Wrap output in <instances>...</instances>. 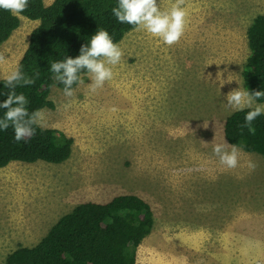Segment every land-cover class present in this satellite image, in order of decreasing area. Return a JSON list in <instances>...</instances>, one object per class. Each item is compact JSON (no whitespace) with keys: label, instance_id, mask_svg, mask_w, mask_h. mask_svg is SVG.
Segmentation results:
<instances>
[{"label":"rangeland","instance_id":"374dc122","mask_svg":"<svg viewBox=\"0 0 264 264\" xmlns=\"http://www.w3.org/2000/svg\"><path fill=\"white\" fill-rule=\"evenodd\" d=\"M174 2L157 0L161 10ZM184 8L179 43L133 30L102 89L90 93L88 75L71 98L53 88L43 128L73 138L72 155L59 165L0 169V264L77 205L120 195L140 197L154 215L137 264H264V159L238 148V167L227 169L213 153L227 143L224 123L236 112L227 94L245 90L247 29L264 15V0H185ZM19 18L0 45V80L18 68L38 26ZM248 160L255 170L243 166Z\"/></svg>","mask_w":264,"mask_h":264},{"label":"trees","instance_id":"16d2710c","mask_svg":"<svg viewBox=\"0 0 264 264\" xmlns=\"http://www.w3.org/2000/svg\"><path fill=\"white\" fill-rule=\"evenodd\" d=\"M118 0H29L26 11L13 15L0 9V45L7 42L20 27L19 15L38 26L31 32L28 47L18 68L28 76L39 73L32 85L17 87L29 101L28 111L54 109L50 99L54 87L64 85L54 79L50 64L80 54L91 36L106 30L119 44L134 26L120 23L112 13ZM249 55L242 77L246 91H264V15L256 16L247 29ZM87 76L86 71L79 73ZM79 83L73 84V90ZM3 79L0 80V103L7 99ZM261 98L257 103H263ZM6 109L0 108V118ZM249 109L227 117L223 134L227 143L246 153L264 159V114L252 126L253 135L245 124ZM74 140L55 129L35 127V135L16 141L14 130H0V169L11 163L45 162L59 165L70 159ZM154 228L151 206L136 195H120L108 203L84 202L62 216L49 232L33 247H19L5 264H137L138 249Z\"/></svg>","mask_w":264,"mask_h":264},{"label":"clouds","instance_id":"9594fccd","mask_svg":"<svg viewBox=\"0 0 264 264\" xmlns=\"http://www.w3.org/2000/svg\"><path fill=\"white\" fill-rule=\"evenodd\" d=\"M28 2L29 0H0V9L16 15L26 11ZM184 4L185 0H175L169 8L161 10L157 0H118V5L112 8V13L118 22L132 25L135 31H144L165 45L172 46L179 43L185 32L187 12ZM122 56V49L113 42L110 34L104 29H99L86 45L81 46L77 57L52 62L50 71L54 74V79L64 85L63 95L66 98L74 96L73 84L84 83L79 75L82 71H86L91 80L87 86L89 92L96 93L104 87L105 82L113 79V67L120 63ZM5 60L4 53L0 52V63ZM38 77L39 73L30 77L19 68L3 76L4 86L9 91L6 93L7 99L0 103V108L6 109L0 118V130L6 131L11 127L18 142L34 136L35 127L45 126L44 110L38 109L30 113L26 107L29 101L23 93L16 92L17 87L32 85ZM261 98H264V91L249 92L241 88L230 91L226 96L227 108L233 111L249 109L245 124L241 127H247L253 135L256 129L252 122L264 114V104L257 103ZM115 110L113 108V111ZM213 153L218 157L219 163L227 169L238 167L240 150L235 145L229 146L226 142L214 144ZM243 166L249 170L256 168V164L251 160L246 161Z\"/></svg>","mask_w":264,"mask_h":264}]
</instances>
